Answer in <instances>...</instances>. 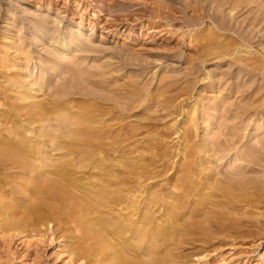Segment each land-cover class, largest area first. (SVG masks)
Returning a JSON list of instances; mask_svg holds the SVG:
<instances>
[{"label":"rangeland","instance_id":"374dc122","mask_svg":"<svg viewBox=\"0 0 264 264\" xmlns=\"http://www.w3.org/2000/svg\"><path fill=\"white\" fill-rule=\"evenodd\" d=\"M185 1L189 3V8L182 13L179 11V8H181L180 3L175 0H0V114L6 116L9 112L14 110L15 107L22 105L29 106L33 101L34 103L39 100L49 101L51 98L46 94L52 88L51 86L40 87L37 83L39 82V76L44 78L51 76L52 78L50 79L52 80V84H57L66 75L64 72L60 71L64 69L62 67L66 65L60 64L59 60L63 62L70 61L73 65L79 61L77 65L81 62L84 63H82L83 65L80 64V67L78 66L79 68L85 66L82 68L84 69L83 71L95 70L99 72V70H101L100 73H107L110 70L113 73L112 76L115 75V78H113V80H115L111 83L114 84L116 82V86L122 83L128 84L131 82L130 79L134 80L132 82L136 80L138 94L134 95L131 101L124 98L118 100L120 103L124 101L129 103L132 102L134 107L130 109L131 111L128 109L130 113L127 110L124 112L126 113L124 115V113L121 114L119 113L120 111L115 110V112L111 113L118 119L114 118L112 121L107 120L106 123L110 122L109 124H113L115 127L119 124H121V126L124 124V126L130 128L126 130L127 134L125 131L126 137L129 136V131H134L132 132L134 134L130 133L133 138L129 136V138L131 137L129 139L130 145L128 144L127 147V149H134L136 151L133 155L138 154V152L145 153L146 156H149L148 158L146 157L148 160L155 161L159 159L160 156L158 155L161 151H164L165 154H167L166 152L168 151L169 156L163 159L165 170L162 168L163 170L160 171L159 177L156 176L155 178H150L151 180H146L149 184H156L151 191H162V189L166 191L169 188L172 189L173 180L175 181L176 178L173 174L174 168H180V166L186 162V164L189 162L192 164L194 169L193 177L202 179L204 182L203 186H208L217 177L221 178L223 173H225L226 170H230L232 165H234V167L236 165L241 167L247 165V167H243L247 171L250 169L251 164H245L244 161L236 157H239L240 154L242 155V152L246 150V148L248 149V146H245L247 142H251L249 145H261L259 143L262 140L260 136L256 137L254 131H257L259 127H264V50H254L256 47L251 50H233L232 48L235 45L242 42L239 40L238 42L237 39L235 40L232 37H235V34L229 36L232 31L230 32L222 29L218 30L215 35L214 30L216 24L213 22V19L216 17V10L224 9L225 13L221 14L220 10V14L217 13L219 15H217L216 18L220 15H222V17L224 15L231 16L232 20L228 21L230 20L229 17L226 21L230 23V26L235 25L238 31H242L239 29V25H241L240 28L243 30L249 26H246L244 23H236L235 21H241L245 16L249 18L251 14H249V10H245L244 13H236L237 10H234V7L232 8L233 5L225 6L226 8L219 5V9L218 4L213 2V0H211L212 3L206 0ZM199 2L200 4L198 5ZM214 3L218 7L213 6ZM257 3L264 5V0H260V3L258 0ZM145 5L155 6L156 9L158 8L157 10L165 11L171 7L170 9L174 11L172 12L176 16L172 15L169 18L167 17V19L165 15L163 18H156V16L152 18V16H148L150 13L147 11ZM202 5L203 7H201ZM256 5H252L253 8ZM193 6L195 7L193 8ZM227 11L233 13L232 15L235 17ZM132 12L134 15L131 18L125 16L127 13L132 14ZM180 12L183 15L180 14ZM213 15L215 16L213 17ZM140 16H142L140 20H135ZM220 17L218 19H220ZM41 19H45L48 26L50 25L55 31H58L57 35L59 37L67 38L65 40L66 50H64L62 45L59 47L51 46L50 43L53 41L52 36L47 32H45L46 34H40L38 25H40ZM43 29L44 28H42V30ZM201 42L203 43L201 44ZM81 43L83 44L80 45ZM210 44L214 47H211ZM230 44L231 46H228ZM261 44L262 46L264 45V39ZM239 45V47H242V44ZM80 46L82 47L80 48ZM258 48H260V46ZM82 49L85 50V52ZM242 49L246 48L243 47ZM56 53H58V55ZM74 55L77 56L74 57ZM63 57H65L66 61ZM144 63L147 66L146 68L144 67ZM55 66L58 67V71H54ZM95 66L100 68L97 69ZM110 71L109 73H111ZM105 75H103L104 77L97 76L99 79H97V77L92 78L99 81H96L95 85L94 83L87 84L85 82L86 85L83 81H79L84 83L83 86L80 85L79 87L87 86V88L93 90H99L101 87V90L102 87L107 84V82L105 83L101 80L105 79V77H110L109 74ZM65 87L63 88V86H61L63 90ZM62 89L58 90L60 91L58 92L59 94L63 92ZM151 92H154L152 96L149 94ZM101 94L103 93L101 92ZM60 95L65 99V95ZM69 98L70 100H67L69 102L68 107H71L70 109L74 110L73 112H75V114L77 112L78 115H76V117H70V119L67 116H65L66 118H59V122H62V126L65 124L64 129L63 127L60 129L62 130L60 132H63L61 136L68 135L67 137L60 136L64 142H70L68 138L72 137V135L73 137L76 135L73 133L71 134V132H73L72 128H74L72 121L74 122L75 118L80 114V116L90 117L88 118L90 120H87L88 122L90 121L89 124L91 126L93 125L94 130L98 129V133H96L99 136L102 132L104 135L110 133V136H114L115 133H118L114 131L112 135L111 131L105 128L106 125H109L105 124V116H100L97 113V110L100 108L103 111H107L108 109L106 108L108 106L106 104L100 101L96 103L93 99L81 95H73L72 97L69 96ZM70 101H72L71 105ZM90 101L94 103L92 104ZM86 102H89L88 105H90V107L85 105L87 104ZM137 103H140V105ZM79 104L81 105L80 107ZM132 104H129L130 107L133 106ZM91 106L97 107V110L94 111L96 108L94 109ZM83 112H85V114ZM94 113L96 114L94 115L95 117L93 116ZM111 113L109 112L108 114L112 115ZM120 116H122V118ZM6 119L9 118L6 117ZM10 119L11 125L14 123V117ZM21 119L20 124L22 127L20 129L25 131V138L29 140L30 138L31 140L38 139L37 134L34 132L35 129L36 132L39 130L43 131L50 123H53L52 120H41L39 124L38 122L30 124L24 117ZM115 120L117 121L115 122ZM71 123L73 125L69 127ZM102 124L105 127H103ZM94 125L99 127H96V129ZM65 126H67L68 129L71 128V131L68 132L69 130H66L65 128L67 127ZM101 129L103 131H101ZM236 131L243 134L240 136L241 139L235 143L231 141L228 142L230 139L229 137L232 136L231 133ZM46 132L45 135L49 133L48 129ZM102 134L100 137L96 134L97 137L93 135L95 137V139L93 137V142L97 140L95 144L93 143L94 146L96 143L100 144L95 147L93 146V148L97 146L105 147V141H110L107 139L110 136L106 134L107 136L105 135V137L107 138H103ZM48 135H46L47 138L49 137ZM133 135H136V137ZM187 137H190L187 144L189 147L192 145L191 147L196 153L191 157L185 156V151L188 147L185 145L184 141L188 139ZM215 138H219L220 140L218 145L223 148L226 147V149L231 148V151L228 149L226 152V149H223L224 154L222 153L223 150L221 151L222 157L220 153H218L219 155H214L212 140ZM73 139L71 141H73ZM47 140L44 143H39L40 147H44V149L48 151L47 153L53 154L51 153L52 151L50 152L49 150L51 148V139ZM76 140L77 139L74 141ZM115 140L120 141V138L115 137ZM183 145H185V148ZM83 147L88 148L87 143H83L81 148ZM241 149L243 151H241ZM155 152H157L158 155L153 157ZM73 156L74 155H72V157ZM96 156L98 158L99 155H94V158H92L97 159ZM125 157L128 160L135 159L133 158L134 156ZM262 164H264V162ZM253 167L255 168L253 169ZM251 168L253 171H255V169L256 171L261 169L258 172V174L261 175L264 170V165L259 168H257V165H252ZM3 172L2 170L0 171V185L3 184L2 186L5 187L4 189H9L8 185L10 182L15 181L14 179L17 180L22 177L18 175L12 179V177H7V174H5L7 171ZM247 174L249 176L255 175L254 172L249 171ZM185 178L187 181L191 177ZM154 181L158 182L156 183ZM9 197H11V194ZM195 199H197V196H195ZM241 210L243 211V209H239V212L237 210L234 211L235 213L232 212L230 214L221 209V213H219L220 211H213L212 213L208 212L197 215V220L200 219V222L202 221V226L200 224L198 225L199 227L201 226L202 230H196L194 233L188 235L184 234V237L181 235L179 241L177 238L174 241H178L179 243L174 244L173 241H171V243L169 242L167 245L169 247H163L161 253L167 252L164 249L168 250V252L172 250L171 252L173 255L171 256H173V258H169L164 261L167 263L161 264H264V208L261 207L259 210L252 209L251 211L248 210L244 212ZM206 216H208L209 219ZM205 218H207V220ZM176 235L180 236L178 233ZM135 241L133 240L132 242ZM1 242L2 239L0 240V245L2 244ZM65 244L66 241L64 239L60 244L52 243L42 245L44 249H39V254L36 255V257L33 253L28 254L27 257L16 255L17 259L19 257L22 258L14 260L13 263L66 264L68 262L69 264V257L64 247ZM14 245H12V249L16 246ZM1 246L0 252L2 251ZM92 260L93 258H91V262L89 260L86 261V259L80 262L82 264H90L96 261Z\"/></svg>","mask_w":264,"mask_h":264},{"label":"bare ground","instance_id":"6f19581e","mask_svg":"<svg viewBox=\"0 0 264 264\" xmlns=\"http://www.w3.org/2000/svg\"><path fill=\"white\" fill-rule=\"evenodd\" d=\"M170 1H174V0H170ZM175 1H178L180 3L181 8H179L180 10L178 9L179 11L184 13V11L188 10L187 8H189L188 6L189 3H187L185 0H175ZM206 1L210 2L211 0H206ZM257 1L258 0H213V2L218 4V6L220 5L221 7L233 5L232 8L234 7V10H237L236 13H244L245 10L246 11L249 10L248 12L249 14H251L249 18H247L248 16L247 17L245 16L243 17L244 19H241V21L234 20L236 23H240V24L244 23L246 26L250 27V28L246 27L247 30L249 28L248 31L243 27L246 30L245 31L242 28H240L241 25L238 24L240 26V27L238 26L239 29L242 30V31H238L235 25L230 26V23L226 21V19H228L229 17L230 20L228 21H231L232 20L231 16L224 15L222 17V15H220L222 18L220 16H219L220 19H218L219 17L216 18L217 15H219L220 13L221 14L225 13L224 9H220V6L219 9L221 10V12L220 10H216L218 8L215 9L217 11V12L215 11L216 17H214L215 15H213V17L215 18L213 19V22L216 24V28L214 30L215 35L217 34L218 30H222V29L230 32L232 31L229 34V36L235 34L236 38L234 36L232 37L235 40L237 39V41L239 40L242 42L240 43L238 41L239 44H242L241 45L242 47H239L240 45L238 44L232 48L233 50H251L254 47H256L254 50H264V45L262 46L261 44L262 40L264 39V5L262 3H261L262 5L258 4ZM210 3H212V1ZM215 3L213 6L218 7L215 5ZM199 4L200 2L198 3V5ZM254 4L256 5L254 7L255 9L252 6ZM203 5L201 7H203ZM145 7L147 8V11L150 13L148 16H152V18L154 16H156V18L157 17L163 18L165 15L167 19V17L169 18L170 16L175 15L173 13L174 11L170 9L171 7H169L166 11L157 10L158 8L156 9L155 6L153 7V6L145 5ZM194 7L195 6H193V8ZM229 11L227 12L230 13L231 11L230 12ZM181 12L180 14H182ZM230 14L232 15L233 13ZM133 15L134 14L132 12V14L127 13L125 16L127 17L129 16L131 18ZM141 18L142 16L137 17L135 20H140ZM38 28L40 34L42 33L44 34L45 32H47L52 36L53 41L52 43H50L51 46L59 47L60 45H62L64 47V50H66L65 40L67 38L61 36L59 37L57 35L58 31H55L54 28H52V26L51 27L50 25L48 26V23L45 19L44 20L41 19V23L40 25H38ZM42 28H44L45 31L44 29L42 30ZM202 43L203 42H201V44ZM82 44L83 43H81L80 45ZM210 45L211 47L213 46L212 44ZM228 46H231V44ZM259 46L260 48H258ZM81 47L82 46H80V48ZM243 47H245L246 49H242ZM220 48H224V47H220ZM83 51L85 52V50ZM56 54L58 55V53ZM75 56L77 55H74V57ZM65 57L63 58L65 59ZM59 61L60 64L66 65V66L64 65L66 68L62 67L64 69L60 70L66 74L65 77L62 80H60L59 82L60 84L59 83L52 84V80L50 79L52 78L51 76H47L46 78L39 76V82H37L39 86L42 88L46 86H51L52 89L48 91V93L46 94L49 96V98H51L49 101L39 100L38 102L35 103L33 101V103L30 102L31 104L29 106L27 104H26L27 106H23V105L17 106L18 105L17 104L16 105L17 107H15V109L9 112L6 116L0 114V171L1 170L2 172L7 171V173L5 174H7V177L10 178L12 177V179L18 175L22 176L21 178H18L17 180L14 179L15 181L10 182V184L8 185L9 189H4L5 187L2 186L3 184L0 185V237H2L0 238V240L2 239L1 242L2 246L0 245L2 247V251L0 252L1 253L0 264L13 263L14 260H18L20 258L19 257L17 259L16 255L27 257L28 254L33 253L36 257V255L39 254L38 252L39 249L41 248L44 249L43 248L44 246L42 247V245L45 244L48 245L52 243L60 244V242L63 241L64 239L66 241L64 247H65V251H67V256L69 257L68 259L69 264H82L80 261L81 260L85 261V259L86 261L89 260L91 262V258H93L92 261L96 260L98 264L167 263L164 261L168 260L169 258L170 259L173 258V256H171L173 254L171 252L172 250L168 252V250L166 249H164L165 251H167L166 253H161L163 247L167 246L169 242L171 243V241L174 242L176 238L179 241V237L181 238V235L182 236L184 234L188 235L194 233L196 230L197 231L202 230L201 229L202 221L200 222V219L197 220L198 218V217L196 218L197 215L208 212L212 213L213 211L214 212L220 211L219 213H221V209L231 214L232 212L237 210L239 212V209H243V211L242 210L241 211L244 212L248 210L251 211L252 209L259 210L261 207L264 208V170L263 173H261L262 171L260 172L261 173L260 175L258 174V172L261 169H258L257 171L255 169V171H253L251 168L252 165L253 166L257 165V168L264 165L262 164L264 162V137H263L264 127L263 126L259 127L257 131H254L256 133V137L260 136V139L262 141L258 143L261 145L260 146H254L253 144L249 145L251 143L249 141L250 143L247 142V144L245 145L248 146V149L246 147H245L246 150H244L243 148L244 151L241 149V151H243L242 155L240 154L239 157H236L244 161L245 164L247 163L248 165L251 164L250 166L251 170L248 169L246 171V169L243 168L244 166L247 167V165H244L243 167L237 165L234 167V165H232L230 167V170H226L227 172L225 171V173H223L221 178L217 177L208 186H203L204 182L202 179H196L195 177H193L194 169L192 167V164L190 162L186 164L187 162L185 161L186 162L185 164L181 163L182 165L180 166V168L176 167L173 170L174 171L173 174L176 178L174 177L175 181L173 180L174 183L172 184V189L169 188L166 191H163V189L162 191L159 190L151 191L153 186H155L156 184L155 185H153L154 183L149 184V182H146V180L147 179L151 180L150 178H155L156 176L159 177V174L161 173L160 171L163 169L165 170L163 159L166 158V156H169L168 151L166 152L167 154H165L164 151L163 152L161 151L159 155L157 152H155L153 157L156 155L160 156L159 159L155 161L148 160L147 158L149 156H146L145 153L138 152V154L133 155L134 153H136V151L134 149L133 150H130L129 148L127 149V147L129 144V139L132 137L130 133L134 131L131 132L129 131L128 135L131 136L129 138V136L126 137L125 131L127 129L129 130L130 128H127V126H124V124H122V126L121 124H119L118 126L115 127L113 124H111L112 125L111 126L109 124L110 122L106 123L107 120L112 121L114 118L118 119L116 116L114 117V114H112L111 112H115V110H118L120 111L119 113L122 114L126 112L128 109L130 110L131 108L134 107L132 102L130 103L133 106L131 105L132 107H130L129 102L122 101L123 103H120L118 100L120 98H124L128 101H131L134 95L138 94V87H137L138 85L136 84V80L135 82H132L134 80L130 79L132 83L127 82L128 84L122 83L119 84V86H116L115 85L116 82L114 84L111 83L114 82L115 79L113 80V78H115V75L112 76L113 73L109 69L108 70L111 73H109V71L107 73L105 72L100 73L101 70H99V72L97 71L98 73L95 70L83 71L84 69L82 68H84L85 66L79 68L80 64L81 65L84 64L83 62L77 65V63L79 62L78 61L76 64L74 63V65H76L74 66L72 63H70V61L68 62H63L61 60ZM76 67H78L79 69ZM144 67L145 68L147 67L146 64ZM98 68L100 67H97V69ZM54 71H58V67L55 66ZM105 74H109L110 77H105V79L101 80L105 83L107 82V84L104 87H102L103 90L102 89L100 90L101 87L99 88V90L96 89L93 90L87 88V86H85L86 88L82 87L85 82L87 84L94 83L95 85L97 80L96 79L94 80L92 78L97 76L104 77L103 75ZM97 79L99 78L97 77ZM79 81L81 82L83 81L84 83H81ZM80 85L82 86L79 87ZM61 86H63V88L65 86L66 87L63 90ZM61 89L63 90L64 93L61 92L60 94L65 95V99L61 97V95L58 93L60 92L58 90ZM101 92L103 94H101ZM153 93L154 92H151L149 94H151L152 96ZM73 95L85 96L86 98L93 99L96 103L100 101L101 103H104L108 106L106 108L108 109L107 111H103L101 108L100 109L102 111L100 109L97 110V107L91 106L94 109L96 108L94 111L97 110L98 115L105 116L104 118L105 124H109V125H106L105 127L102 124L103 127L111 131L112 135L114 134V131L118 132L115 133L114 136H110L109 135L110 133L109 134L106 133L109 132L106 131L107 130L106 129L105 133L108 136H110L109 138L105 137L106 134L104 135L103 132H102L103 134L99 132L100 136L102 134L103 138H107L108 140H110L108 142L105 141L106 144L105 147L97 146L98 148L97 147L93 148L95 142H97V140L94 142L93 140L95 139L94 136L98 135L97 128L99 126L97 127L94 125L95 128L97 127L96 128L97 130H94L93 125L91 126L89 124L90 121L88 122V120H90L88 118L90 117L87 118L83 115L80 116L81 114L77 116V118H75L74 122L72 121V123L74 124L73 126L74 128H72L73 132H71V134L73 133L76 135L74 137L72 135V137L68 138L70 139L69 140L70 142L68 141L64 142V140L61 138V137H67L68 135L61 136V133L63 132H60L62 131L60 129L62 127L64 129L65 124L62 126L61 124L62 122H59V118H63L67 116L70 119V117L73 116L76 117V115H78L77 112L75 114V112H73L74 110L70 109L71 107H68L69 104L68 101L70 100L69 96L72 97ZM72 101H70V105L72 104L71 103ZM86 103L87 104L85 105L90 107V105H88L89 102ZM90 103L93 104L94 102L90 101ZM137 104L140 105V103ZM81 105L79 104V107ZM85 112L83 113L85 114ZM109 112L112 115H109L108 114ZM125 114L126 113H124V115ZM94 115L96 114L94 113L93 116ZM6 117H8L9 119H6ZM12 117H14L13 120L14 123L10 125L11 123L10 118ZM22 117H24L25 120H28L30 124L32 123L34 124L37 122L39 124L41 120L42 121L52 120L53 123L52 124L50 123V125L44 128L45 130L43 131H40L39 128L38 129L39 131L36 132L35 129L34 132L37 134L38 139L31 140L30 138L29 140L25 138L26 137L25 136L26 134L24 135L25 131H22V129H20L22 127V125L20 124ZM120 117L122 118V116ZM116 121L117 120H115V122ZM72 123L70 126L68 124V126L72 127L73 125ZM47 129L49 135L48 134L46 135L51 137V138L48 137L49 139H51V148L49 150L50 152L52 151L51 153L53 154L47 153L48 151H46L44 147H40L39 144L41 142L44 143L48 139L47 136L45 135ZM65 129L67 130L68 127ZM68 130H69L68 132H70L71 128ZM101 131L103 130L101 129ZM237 133H239V131L231 133L232 136L229 137L230 139L228 140V142L231 141L232 143H235L236 141H239V139H241L240 136L243 134L239 133L240 134L239 135ZM133 136L136 137V135ZM115 137H119L120 141H116ZM73 138L77 140L74 141L75 139ZM189 138L186 141H184L185 145L188 147V149L186 148L187 150L185 151L186 152L185 156L187 157H191L194 154H196L194 152L195 150H193V148L191 147L192 145L189 147V145L187 144V141L190 140ZM72 139L73 141H71ZM219 141H220L219 138H215L212 140L214 145L213 146L214 155L215 154L217 155L218 153L221 154V151L223 149H226V147L223 148L220 145H218ZM83 143L85 144L87 143L88 148L86 147L81 148ZM96 145H100V144L96 143ZM185 145H183V147ZM228 149L229 148L226 149V152ZM226 152H225V156H226ZM222 153L224 154V150ZM50 155L51 157L53 155V157L51 158ZM72 155L74 156L72 157ZM94 155H99L98 156L99 159L97 158V156H96L97 159H93ZM125 156L127 157L131 156L135 159L128 160L126 159ZM254 168L255 167H253V169ZM248 171L254 172L255 175L249 176L247 174ZM185 177L187 178L191 177L193 179L190 178L189 180L186 181ZM204 187L206 190L204 189ZM10 194L11 197H9ZM195 196H197V199H195ZM190 197H194V198H190ZM206 217L208 218V216ZM207 218L205 219L207 220ZM199 224L201 225L200 227L198 226ZM177 233L180 236L176 235ZM133 240L136 241L132 242ZM178 241L174 242V244L179 243ZM12 245L15 246L13 247V249H12ZM144 255L145 257L147 256L148 258L147 257L145 258ZM96 261L92 263L95 264ZM66 264H68V262Z\"/></svg>","mask_w":264,"mask_h":264}]
</instances>
